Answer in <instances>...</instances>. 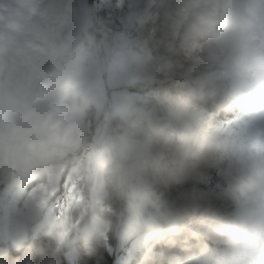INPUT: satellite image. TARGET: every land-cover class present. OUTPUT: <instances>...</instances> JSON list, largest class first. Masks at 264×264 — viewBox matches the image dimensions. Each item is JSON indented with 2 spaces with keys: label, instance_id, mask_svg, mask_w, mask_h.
I'll use <instances>...</instances> for the list:
<instances>
[{
  "label": "clouds",
  "instance_id": "obj_1",
  "mask_svg": "<svg viewBox=\"0 0 264 264\" xmlns=\"http://www.w3.org/2000/svg\"><path fill=\"white\" fill-rule=\"evenodd\" d=\"M121 25L87 0H0V242L42 234L70 261L117 246L151 264L165 244L189 253L169 264H264V127L214 129L192 103L264 119V0H132ZM156 81L189 99L124 89ZM213 171L216 192L184 188ZM50 176L76 184L62 214L30 196ZM218 200L232 211L216 220Z\"/></svg>",
  "mask_w": 264,
  "mask_h": 264
},
{
  "label": "trees",
  "instance_id": "obj_2",
  "mask_svg": "<svg viewBox=\"0 0 264 264\" xmlns=\"http://www.w3.org/2000/svg\"><path fill=\"white\" fill-rule=\"evenodd\" d=\"M152 26L148 25L144 29L146 35ZM135 35L137 33L133 31ZM129 90L140 92L143 96L150 97L153 103L162 99L165 96H172L181 100L189 99L187 87L178 85L175 81H156L153 83L137 82L134 85L128 86ZM197 108L204 110L205 119L214 129L232 130V123L237 118V112L225 113L219 111L212 104H201L199 101H192ZM236 124V123H235ZM218 181L216 173L213 171L210 174V178L206 183H199L195 186L200 190L208 191L209 187ZM217 207L219 209V215L216 220L228 215L232 211V205L227 200H218ZM75 215V211H73ZM192 244H196V241H191ZM208 243V242H204ZM211 247V245L209 244ZM0 247H6V254L0 255V264H27L30 260L31 264H47L51 259H56L58 264H68L64 255H53L57 245L54 239L44 235H38L34 239H29L25 242L24 246L17 249L10 245H4L0 242ZM193 252L198 251L197 248L192 249ZM189 253L183 251L179 246L170 247L165 244H156L153 247L154 259L151 264H169L171 258L179 256L186 257ZM114 259L113 255H110L106 249H99L93 254H89L87 250L78 245V252L76 256L77 264H112ZM139 256L135 254L133 258L129 260L127 264H138Z\"/></svg>",
  "mask_w": 264,
  "mask_h": 264
},
{
  "label": "rangeland",
  "instance_id": "obj_3",
  "mask_svg": "<svg viewBox=\"0 0 264 264\" xmlns=\"http://www.w3.org/2000/svg\"><path fill=\"white\" fill-rule=\"evenodd\" d=\"M90 1L91 5L96 6L97 4V11L99 12L100 16H106V10L105 9H101V6H105V2H107L108 0H87V2ZM96 1V3H95ZM119 6L125 8V10L127 11L129 5L132 3V0H114ZM102 3V4H101ZM99 4V5H98ZM104 13H103V12ZM102 12V13H101ZM120 29V28H119ZM118 30V29H116ZM133 37L136 36L135 33L132 31L130 33ZM120 85H115V87H119ZM124 89L126 90L127 93L129 94H134V95H140L143 96L142 93L140 92H136V91H132L129 90L128 86H124ZM236 123V124H235ZM233 127L232 129H236L238 132H240L241 134H244L248 131V126L252 125V126H261L264 127V119H259V120H253L252 117H250L247 114L241 113V112H237V118L234 120V122L232 123ZM222 130H224V128H222ZM219 181H217L216 183H214L213 185H211L208 189V191H212V192H216L217 191V185H218ZM191 185H186L184 186V188H190ZM183 190V188L181 187H177L174 188L170 191L169 193V197H174L175 195L178 194L179 191ZM23 201V197L20 195H17L14 199H12L10 201V203L15 204L16 206H19ZM108 253L110 255L114 256L113 262L112 264H127L129 262V260L131 258H133L135 256V253L131 251L130 247L129 248H120L117 246H113L112 250L109 251L107 250ZM77 256V254H76ZM65 257V256H64ZM65 260L68 264H77V260L76 258L72 261H70L69 259H67L65 257Z\"/></svg>",
  "mask_w": 264,
  "mask_h": 264
},
{
  "label": "snow or ice",
  "instance_id": "obj_4",
  "mask_svg": "<svg viewBox=\"0 0 264 264\" xmlns=\"http://www.w3.org/2000/svg\"><path fill=\"white\" fill-rule=\"evenodd\" d=\"M70 181V177L64 179L61 186L59 177L54 181L50 176L49 182L36 185L30 196L36 199L42 207L52 203V210L62 214L71 201L80 198L76 191V184Z\"/></svg>",
  "mask_w": 264,
  "mask_h": 264
},
{
  "label": "built area",
  "instance_id": "obj_5",
  "mask_svg": "<svg viewBox=\"0 0 264 264\" xmlns=\"http://www.w3.org/2000/svg\"><path fill=\"white\" fill-rule=\"evenodd\" d=\"M88 4L91 5V2L88 1ZM101 9H106V16L101 17L106 18L109 21L110 30L115 31L116 29L121 28L122 17L126 12L125 8L119 6L114 0H108L105 6H101Z\"/></svg>",
  "mask_w": 264,
  "mask_h": 264
},
{
  "label": "bare ground",
  "instance_id": "obj_6",
  "mask_svg": "<svg viewBox=\"0 0 264 264\" xmlns=\"http://www.w3.org/2000/svg\"><path fill=\"white\" fill-rule=\"evenodd\" d=\"M91 1H93V0H91ZM96 1H97V0H96ZM96 1H95V3H96ZM107 2H108V1H107ZM107 2H105L104 4H107ZM101 4H102V3H101ZM98 5H99V4H98ZM96 6H97V4H96ZM100 8H101V7H100ZM97 10H98V9H97ZM105 10H106V9H105ZM102 12H103V11H102ZM102 12H101V13H102ZM104 12H105V11H104ZM104 12H103V13H104ZM104 16H105V13H104Z\"/></svg>",
  "mask_w": 264,
  "mask_h": 264
}]
</instances>
